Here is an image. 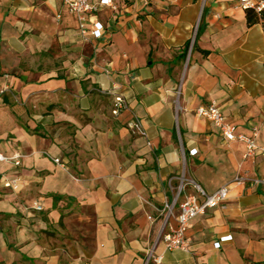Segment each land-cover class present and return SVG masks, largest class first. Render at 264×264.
Wrapping results in <instances>:
<instances>
[{"label": "crops", "instance_id": "obj_1", "mask_svg": "<svg viewBox=\"0 0 264 264\" xmlns=\"http://www.w3.org/2000/svg\"><path fill=\"white\" fill-rule=\"evenodd\" d=\"M115 3L89 15L104 28L84 40L63 0H0V153L20 155L0 162L14 180L0 182V264H143L150 248L149 264H264V14L238 0ZM114 94L128 106L117 116ZM211 103L256 132L254 155L196 115ZM182 170L228 196L189 221L187 250H166L157 208Z\"/></svg>", "mask_w": 264, "mask_h": 264}, {"label": "built area", "instance_id": "obj_2", "mask_svg": "<svg viewBox=\"0 0 264 264\" xmlns=\"http://www.w3.org/2000/svg\"><path fill=\"white\" fill-rule=\"evenodd\" d=\"M63 2L70 12L76 14L78 19V32L84 40L101 37L104 28L103 24L97 19L89 21L90 14H94L103 8H117L115 0H63ZM238 3L239 7L244 10H252L258 15L264 14V0H238ZM7 89V85L0 87V94L4 93ZM175 91L177 100L180 94V85L177 86ZM127 108L128 106L123 96L114 94L110 109L111 114L117 116ZM195 113L197 116L211 121L226 140L244 142V157L255 154L257 149L255 143L256 132L252 136H244L243 134L236 133L234 125L225 121L220 109L213 103L198 106ZM127 128L147 137V133L141 122L136 118L130 119L127 122ZM147 144H149V141ZM188 153L194 155L196 148L189 149ZM260 154L264 158V147L260 148ZM19 158V154L7 156L0 153V162L13 161L14 165H19ZM53 160L55 163L63 166L59 158H53ZM234 180L239 181L240 177H236ZM0 182L4 186L9 187L13 184L14 180H9L0 174ZM187 188H190L189 191H187ZM228 190L229 183H226L219 186L213 192H206L197 181L187 177L184 170H182L178 176L176 190L171 200L165 201L161 207L157 208L162 221L157 240H161L164 243L166 250H187L188 242L185 238V231L189 221L196 215L203 214L208 208L222 205L227 199ZM34 205L36 209L41 208L37 203H34ZM176 207L178 208L177 213H175ZM171 219H174V224L171 222ZM230 238L231 235L229 234L219 236L214 241V246L219 247L223 241ZM160 259V256H153L152 248H150L146 253L143 264H149L151 261L158 263Z\"/></svg>", "mask_w": 264, "mask_h": 264}]
</instances>
